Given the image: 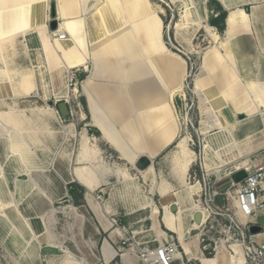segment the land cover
I'll return each mask as SVG.
<instances>
[{
    "label": "rangeland",
    "instance_id": "374dc122",
    "mask_svg": "<svg viewBox=\"0 0 264 264\" xmlns=\"http://www.w3.org/2000/svg\"><path fill=\"white\" fill-rule=\"evenodd\" d=\"M149 2L153 9L161 8L163 11L159 14L162 21L163 41V44L162 42L160 43L159 51L163 52L168 49L186 62V70H182V67L172 59L176 74L181 78H185L184 95L177 93L173 97L172 106L176 122L179 124V132L176 141L160 150L161 153L158 152L159 155L154 160L156 183L160 185L165 183L169 188H172V186L177 187V183L172 180L171 176L174 172V166H176L171 156L176 153L179 140L185 138L187 139L186 147L194 154L191 170H188L186 177L188 184L193 185L198 180V178L193 179V173L199 176L201 174L197 161L198 154H202L204 169L211 171L215 168H207L205 165V153H211L212 151L204 147L207 142L204 141L205 136L202 134L205 128H209L208 119L213 122L210 114L213 112L218 113L219 111V101L217 99L219 94L215 93L217 89L202 69V58L214 43L206 29L200 26L201 24H208L200 20L195 13L196 10L200 13L197 0H149ZM186 8H189L192 13L191 22L183 14ZM247 9L249 10L248 7ZM131 17V13L130 15L128 13L127 19H125L121 10L114 17L108 16L109 20L107 22H109L111 28L114 27V30L118 28L120 18L123 19L122 25L127 32L125 39L128 46H122L118 51L113 47L115 51L111 53V50H104L106 39H102L99 43L100 55L96 54L89 61L86 60V62H80V64L72 66L71 69L77 71L76 86L69 87L68 81L64 94L58 95V98L55 95L44 98L39 96L36 90L30 92L27 96L18 93L14 94L13 92L17 90V76L11 71L12 68H15L14 65V67L11 65L9 68L7 65L6 69L9 76L5 87L0 84V179L4 178L6 180L10 173L9 165L11 161L18 157L28 172L18 173L20 174L18 179L28 181L30 176L35 183V186L31 183L29 184L30 194L28 198L32 195V198H38L37 201L40 199V201H45L44 198L48 195L45 194L44 188L47 187V191L50 190L51 192L53 190L54 192L52 194L54 195L52 220H42L38 223L41 233L45 237L43 249L40 252V257H38L41 264H102V247L103 254H105L107 259L112 258L115 254L114 250L118 254L109 264H121L119 255L130 252L138 256L141 250L154 249L159 244L158 233L153 226V217H149V215L153 209H156L158 211V220L162 219V213L159 214V211L162 212L160 206V203L162 205L161 198L157 192L152 193V174L151 177L149 175L148 178L140 179L137 173L138 170L135 167L137 158L130 152L134 148L144 153L145 151L142 150L145 147H149L146 142L140 146H136L134 143L133 121L136 112L131 88L132 84L134 87L140 86L137 82L142 79H147L151 88H154L159 93L166 91L167 87L154 73L152 67L148 69L144 76L136 72L137 74L131 80L126 78L132 63L139 62V59H136L134 55L139 53L143 57L141 45L134 41L135 37L129 32L127 20L130 21ZM214 33L217 34L215 30ZM50 43H52L51 40ZM132 48H135L134 55H130ZM75 54V61L82 56L77 52ZM16 68L21 70L18 64ZM69 73L70 69H68V76ZM89 76L94 83L92 90L97 92V94H102L103 100L106 99L105 102L99 101L100 98L98 99L95 95H93L95 100L92 102L88 100L84 93L83 85ZM198 80L201 87L200 93L203 89V96L209 99V101H206L207 103L200 101V96L195 89V84ZM92 103L98 109L97 115L101 125L107 128L110 137L118 145L124 147V150L126 149V154H123L125 156L112 147V144L106 141L107 138L104 137L103 133L97 129V127H100H95L93 124ZM110 103L114 109V116L107 111ZM49 107L56 111V116L52 124L45 127L38 121L34 113L37 110L46 111ZM209 109H211L210 113L208 112ZM15 112L21 113L27 118L29 117L26 130L21 133L27 134L31 139L36 140L38 144L40 143V154H34L29 147V143H23L22 137L16 131H12L5 126L4 122L7 120L4 118L6 115ZM84 134L89 140L87 143L90 148L88 149L91 150V153H94L92 150L96 148L99 154H77L82 150L85 151L83 146L85 144ZM9 135L11 139H9L7 147L10 154L2 145L4 143L3 139L9 138ZM1 141L3 142L1 143ZM14 143L20 144L23 147L22 150H17ZM73 148L75 154H67L68 150L72 152ZM16 152L20 156L14 154ZM256 155L259 154H254L253 156L256 157ZM78 157L79 159L77 160ZM82 157L87 160L92 169L99 172L102 180H107L101 190L103 203L106 204V212L109 216V223H106L108 229L105 228V225L101 229V225L99 227V224L93 223L90 220L91 216L89 217V205L91 207V204L88 200H94L98 190L89 192L85 188L78 186L72 175L73 168L81 166L78 162ZM76 161L78 165L75 164ZM84 165L87 166V164ZM26 173H30V175L28 176ZM224 173L225 171L221 172V174ZM202 175L206 182L210 179V183L214 184L218 192H223L230 185V181L214 179L209 175L207 176L205 172ZM23 185L26 186L25 182H23ZM67 185L75 186V195H67V193L62 195L63 188H67ZM31 190L33 191L31 192ZM8 194L11 196L9 199L10 203H3L2 200ZM14 195L15 190L10 189L4 193L0 189V264H18L16 255L14 256L8 250V247L18 254L17 256L21 255L20 241L23 237L19 230L25 231L24 226L17 224L19 226L17 228L5 214L8 210L4 212V209L13 204ZM28 198L25 199L26 202ZM35 207L38 209L39 206ZM11 210H13L14 214L17 211L19 212V209L16 210L15 206L11 207ZM37 213L40 212L37 211ZM120 214L123 216H120ZM127 214H131V217L124 216ZM187 219L185 216L179 218L181 232L186 228ZM258 222L260 224L263 223V219L259 218ZM24 225L33 232L29 221H24ZM159 227L170 235L161 222H159ZM115 229H118L116 235L113 234ZM186 230L187 228L184 232ZM185 239L187 238L185 237ZM195 240V238H190L189 241L186 240L185 242H189L192 246L196 245L195 249L192 250L194 251L193 254H200L202 260L209 261L218 257L219 263L229 264L231 257L235 256V253L229 249L223 250L218 254H214L210 249L205 251L199 245V242ZM106 250L107 252L110 251V254H107ZM179 253L185 261L187 258L185 250L179 248ZM28 257L30 255L26 256V260L30 261L31 258ZM205 261L201 263L191 259L188 264H206ZM21 262L23 261L21 260Z\"/></svg>",
    "mask_w": 264,
    "mask_h": 264
},
{
    "label": "crops",
    "instance_id": "0c3cea01",
    "mask_svg": "<svg viewBox=\"0 0 264 264\" xmlns=\"http://www.w3.org/2000/svg\"><path fill=\"white\" fill-rule=\"evenodd\" d=\"M197 1V5L200 9V13L196 10L197 16L209 26L211 25V27L217 32V35L219 34L217 45L214 43V45L211 46L210 50H208L205 53L206 55L202 58V69L206 72V75L210 78L213 85L217 89L215 93L219 94L217 99L219 101L218 113L219 121L221 123L219 126L217 125V121H215L216 118L212 117L213 122L208 119L210 123L209 128H205V131L202 133L205 136L204 141H206L212 148L211 153H205V165L207 168H212L221 167L224 163H226L225 166H222V171L231 170L228 171V173H226L221 180L230 181V185L228 186L229 188L231 186L230 176L235 172V169L231 168L230 164L235 165L244 159L257 162L264 154V0ZM106 2L107 0H0V44L4 47V50L7 48L3 54L0 52V71L1 69L5 70L7 65L9 68L11 65L16 66L18 64L20 68L31 69L33 71L37 93L39 96L48 98V96H54L55 94H64L66 87H64V85L61 86V84H55L56 77L59 75L57 71L62 70L63 67L54 71L51 70L48 65L47 46L50 45L51 47L50 40L54 41V39L57 38L54 34H51V32L58 30L61 32L59 35H64L67 39L70 38L72 32L76 33L82 31L84 33V37L86 38L87 54L91 56L90 31L94 30V32H101L99 34L98 43H100V41L107 36L106 31H114V27L111 28L109 22H107L109 20L108 16L111 14L113 9L105 11L104 20L107 30L102 29V21L94 16L96 11L100 9L104 10L103 7H105ZM52 4H54L55 7V20L57 21V27L55 30L50 28V23L53 20L51 17ZM142 4H144L145 9L147 8L148 11L154 10L152 9L153 7L148 6V4L145 5L144 1H142ZM187 9L189 8H186V10ZM185 11L183 12L184 16L189 22H191L192 19H188ZM222 12H225L226 14L225 20L219 18ZM21 21L23 23H21ZM60 26H65L66 30H59ZM221 27L223 30L220 33L218 30ZM131 52L132 53H130V55H134L135 48H132ZM134 56L136 59H139V62H142V57L139 53ZM2 58L3 63L1 60ZM178 64L182 67V70H186V66L183 67L181 63ZM179 78L183 81V78L180 76ZM162 80H165L163 83L167 86V78ZM55 89H57L56 93ZM203 92L204 91L202 89L200 93L202 96L204 95ZM222 125L225 127V130L221 129ZM97 129H99L102 133L100 128L97 127ZM108 135L110 136V134ZM3 141L5 144L2 143ZM3 141H1L3 147L6 149L8 154H10L7 147V145H9V140H7L6 137ZM34 141L36 143V148L38 147L40 149V143L37 145L38 142L36 140ZM108 143L110 142L108 141ZM148 144L149 147H145L142 150L145 151L144 153L133 148L130 151L131 154H134L136 158L140 155H146L155 160L159 154H152V146L150 147L149 142ZM39 149L38 151L40 152L41 149ZM125 150L123 153L119 150L118 151L123 155L126 154ZM88 153H85L82 150L77 154ZM67 154H75L74 148L72 152L71 150H68ZM254 154L259 155H256L255 157L253 156ZM171 157L174 164H178L179 166L181 165L182 160H179L180 162L175 160V154ZM78 159L79 157L77 160ZM75 164H77V161ZM84 164H87V166ZM154 164L155 161L153 166H150L146 170L137 171L140 179L143 180L144 177L148 178L149 175L151 177L152 172L149 170L151 167L156 175ZM79 165H84L82 167L85 169V172L95 170L92 169L85 158L83 163ZM191 167L192 165L188 169L189 171L191 170ZM189 171H187V174ZM177 174L176 166H174V172L171 176L172 180H175L177 183V187L172 186V188H169L165 183L161 184V187L169 190L167 193H169L170 199L167 200V204L165 206L160 203L162 212L159 211V214L162 213L163 216L159 222L164 225L165 229L170 234H167L168 236L174 235L180 240L181 236L185 233V229L188 227V223L186 222L187 225L186 228H184V233L181 232L179 218L182 216L188 218L190 212L188 213L187 210L191 207V205H193L194 201L191 202L188 192L181 187V182ZM19 176L20 174L15 175V183L11 186L4 178L0 179V189L2 192L5 193L10 189L13 191L15 190L13 204L4 209V212L5 210H8L5 214H7L10 221L17 228H19L17 224H22L25 230H19L23 237L20 241L21 255L17 256L18 254L14 253L9 247L8 250L13 253L14 256L16 255L18 264H41L38 257H40V252L43 249L42 247L44 246L45 237L44 234L41 233L40 225H38V223L42 220H52V203L54 200V195L52 194H54V192L53 190H51V192L50 190L47 191V187L44 188L45 194L48 195L44 198L47 203L44 200L40 201L41 199L37 201L38 198H32V195L28 198V195L30 194L29 184L31 183L35 186V183L31 180L32 178L30 176L28 181L19 180ZM11 177L12 175L9 173L7 178L10 180ZM23 182H25L26 186L23 185ZM95 182L98 183V181ZM76 183L78 186L85 188L87 191L93 192L79 182L76 181ZM158 185L160 184L158 183ZM74 187L75 186L73 185H67V188H63L64 191L62 192V195H66V193L67 195H75ZM100 187H103L102 183H99L95 190ZM226 190L227 188L223 192ZM32 191L33 190H31V192ZM155 192H157L161 198V193L157 188ZM171 194H174L172 198ZM10 197L11 196L9 194L5 196L2 200L3 203H10ZM26 198H28L27 202L25 200ZM88 202L91 204V207L89 205V211L91 212H89V217L91 216L90 220L93 223H98L99 227L101 225V229L104 225L105 228L108 229V225L106 223H109V216L106 212V204L98 202L96 198L94 200L89 199ZM13 206H15L16 210L19 209V212L15 211L16 213L14 214L13 210H11V207ZM35 206H39L38 209ZM172 208L175 209L173 210ZM36 209L40 213H37V211H35ZM152 213H150L149 217L153 216ZM120 216L123 215L120 214ZM124 216L131 217V214ZM24 221L30 222L33 232L25 227ZM117 230L118 229H115L113 234L116 235ZM190 238L195 237L189 236L186 240L189 241ZM195 246L190 245L189 242L187 243V247L190 248L192 255L194 252L192 250L195 249ZM180 248L185 250L183 244L181 245V241ZM107 254H110V251L107 252ZM28 255H30L28 258H31L32 261L30 259V261L26 260V256ZM117 255L118 254L116 253L114 257L107 259L105 254H103L102 247V264L111 263ZM185 255L188 256L186 250ZM194 255V257L198 255L196 257L198 258L197 261L200 262L202 260L200 254ZM130 257L129 264H142L137 255L130 253ZM119 259V262L124 264L121 258ZM21 260L23 262H21ZM218 261L217 264H222Z\"/></svg>",
    "mask_w": 264,
    "mask_h": 264
},
{
    "label": "bare ground",
    "instance_id": "6f19581e",
    "mask_svg": "<svg viewBox=\"0 0 264 264\" xmlns=\"http://www.w3.org/2000/svg\"><path fill=\"white\" fill-rule=\"evenodd\" d=\"M40 1V0H39ZM142 1L145 2V5L148 4V6L152 7L151 3L149 0H107L105 7H103L104 10H98L94 13V16L100 21H102L101 26H103V30L106 29V23L104 20L105 17V11H108V9H113L111 12V16L114 17L117 13L121 12L124 13L125 19H127L128 13L132 15L131 20H127L129 24V32L131 33L132 36H134V41L136 43H139L141 45V49L143 52V57H142V62H136L132 63V65L129 68V72L126 76V78H133L137 74L136 72L140 73L141 75L148 72V69L151 67L154 70V73L162 80L167 78L168 85L165 86L167 87V90L162 91L161 93L157 92L154 90V88H151L149 85L147 79H142L138 80L137 83L140 84L137 85L136 87L133 86L132 84V95L134 96V103H135V118H134V143L136 146H140L144 142L150 143V147L152 146V154H158L160 150H162L165 146H169V144L173 143L177 137H178V132H179V124L176 122V116L173 110L172 102H173V97L177 93H182L183 94V86H184V79L183 81L179 78V76L176 74V71L174 70V66L172 65V59H175L178 63H181L183 67L186 66L185 61L178 56L177 54H174L170 50L166 49V51H159L160 49V43L162 41V21L159 17V13H162V9H154L152 11H148L147 8L145 9L144 4H142ZM102 4V3H101ZM99 4V5H101ZM191 4V3H190ZM26 6V5H25ZM107 9V10H106ZM153 9V8H152ZM128 10V11H127ZM130 11V12H129ZM148 11V12H147ZM91 12V11H90ZM92 13V12H91ZM196 13V12H195ZM14 14V13H13ZM185 14L187 15L188 19H192V13L190 9H187L185 11ZM197 14V13H196ZM90 15V14H89ZM15 17V16H14ZM15 19V18H14ZM201 20V19H200ZM198 21V19H197ZM19 22V21H18ZM196 22V21H195ZM199 22V21H198ZM21 23H23L21 21ZM123 19L120 18V24L118 25V28L114 31L108 30L106 31V44L104 46V50H111L110 52L113 53L116 48V51L120 49L122 46H128V43L126 42V35L127 32L123 28ZM198 24V23H197ZM18 26V25H17ZM203 28L206 29L207 33L209 34L210 38L212 39L213 43H216L219 40V36L214 33V29L209 26V25H204L201 24ZM64 27V28H63ZM65 29V26H60L59 30L63 31ZM66 30V29H65ZM53 32V31H52ZM72 32L70 35V38H65V39H60L59 36L55 35L57 38L54 39L50 45H48V64L49 68L51 70H58L59 68L63 67L62 70L57 71L59 75L56 77V85H60L64 87L67 86L68 82V69L71 70L72 66L76 64H80V62H86L89 61L91 58L90 57H95L96 54L100 55V44L98 43L99 39V34L101 32H94L90 31V43H91V56L87 54L86 51V41L84 37V33L81 31L79 32ZM67 37V36H66ZM11 38V37H9ZM8 38V39H9ZM13 39V38H12ZM9 41V40H8ZM96 46V47H95ZM7 48L4 50V47L0 44V52L3 54L4 51H6ZM16 52V51H14ZM81 54V58L76 59L75 57L76 54L74 53ZM90 52V51H89ZM88 52V53H89ZM99 53V54H98ZM14 55V54H13ZM74 55V56H73ZM206 55V54H205ZM3 57V56H2ZM3 63V58L1 59ZM9 60V59H8ZM60 66V67H59ZM73 70V69H72ZM12 73H14L17 76V90L14 91L13 93H18L20 95L27 96L30 92L33 90H36L37 93V87H36V82L34 78V73L31 69H23L18 70L15 66V68H12ZM7 69L0 71V84L1 86L5 87L6 80L8 75ZM127 80V79H126ZM165 82V80H162V83ZM93 82L89 78L86 79L83 85V90L85 95L87 96L88 100L92 102L95 100L93 98V95L97 96L98 99L102 98V100L99 99V101L105 102L103 100L102 94H97V92H94L93 89ZM161 84V83H160ZM164 84V83H163ZM195 89L197 90V93L200 96V101L202 103H207L206 101H209V99L205 96H202L200 94V85H199V80L195 84ZM7 86V85H6ZM95 88V87H94ZM163 89V88H162ZM97 90V89H96ZM57 92V89H55V93ZM66 93V92H65ZM58 95L55 94V97ZM108 97V96H107ZM58 98V97H57ZM96 98V97H95ZM211 99V98H210ZM97 102V101H96ZM107 102V101H106ZM112 103V102H111ZM107 107L109 114L113 115V106L111 105ZM101 104V103H100ZM99 104V105H100ZM100 108V106H99ZM97 107L95 106L94 103H92V115H93V124L95 126H99L100 129L102 130V133L104 137L107 138V140L112 144V146L116 149H118L121 153L124 152V148L120 147L114 139H112L108 134L107 129L105 126L101 125L98 115H97ZM208 112H211V109L208 110ZM208 113V114H209ZM23 114V113H22ZM35 116L37 117L38 121L42 123V125H45V127H48L52 122L54 121V118L56 116V111L49 107L46 111L45 110H37L35 113ZM213 118H216L215 121H217V125H221L219 121V113H211ZM110 116V115H109ZM108 116V117H109ZM114 116V115H113ZM119 116V115H118ZM29 118V117H28ZM27 117L24 115H21V113L15 112L11 113L9 115H6L4 119V123L6 124L5 126L9 127L10 130L16 131L21 137L23 143H29L30 144V149L34 152V154H40L38 151V147L36 148V143L34 139H31L27 134H22L21 132L26 130V127L28 125L27 122ZM116 118V117H115ZM111 119V116H110ZM44 127V128H45ZM221 129L225 130V127L222 125ZM228 130V128H227ZM85 136V144L84 146V152L91 153V150L88 149L89 144L87 143L89 140L87 136ZM11 139L10 135L7 140ZM17 141V140H15ZM186 141L187 139L183 138L182 140H179L178 145H177V151L175 153V160L180 162L179 160H182L181 165L179 166L178 164L176 165V172L178 173L177 176L180 179L181 182V187L186 190L189 194V198H191V202L194 201V194L200 192L201 190V185L198 182H195V184L190 185L187 182V171L191 165V163L194 161L193 153L186 147ZM11 142V141H10ZM14 142V141H13ZM34 142V143H33ZM11 145V143H10ZM15 147L17 150H22V146L20 144L14 143ZM38 145V143H37ZM12 146V145H11ZM147 146V145H146ZM13 147V146H12ZM205 148L208 150H211V146L206 143L204 145ZM40 150V149H39ZM212 151V150H211ZM92 152L98 154V150L94 148ZM88 153V154H89ZM5 154V153H3ZM18 154L19 153H14ZM84 156V155H83ZM125 156V155H123ZM87 157V156H86ZM16 160V161H15ZM14 161H11V164L9 165V170L12 175L11 179L9 180L6 178L7 182L11 186L14 184L15 180V175L18 173L22 172H27V169L23 166L22 162L18 157L15 158ZM84 161V157L79 160V164H82ZM250 160L244 159L241 160V162H238L237 164L231 165V168L238 169L241 168V166H244L249 162ZM14 162V163H13ZM17 162V164H16ZM226 163H224L222 166H225ZM179 166V167H177ZM215 167L212 169L214 172L219 173L220 179L223 178L226 173H228L229 170H226L224 174H221L222 168L223 167ZM150 172L153 174V188L152 193L155 192L156 188L160 191L161 193V202L162 205L167 204V200L170 199L169 193H167L169 190L167 188L161 187L162 185H158L156 183L157 179L155 177V174L153 172L152 167L149 169ZM206 170V169H204ZM208 171V170H206ZM104 172V171H103ZM223 172V171H222ZM28 173V172H27ZM26 173V174H27ZM15 174V175H14ZM32 174V173H31ZM28 176L30 175L27 174ZM72 175L74 176L75 180L85 186L86 188L90 189L91 191H94L96 186L99 183L106 184L107 180H102L99 176V172L96 170H91L90 172H85V169L81 166L76 167L75 169L72 170ZM71 176V175H70ZM95 181H98L95 182ZM96 183V185H95ZM66 188V187H65ZM174 196V194H171V198ZM188 206V205H187ZM197 208V204L193 203L191 207L187 210L189 215H188V227L187 230L189 231L192 229L193 226L189 225L190 221V216L191 212ZM182 212V211H179ZM184 212V211H183ZM153 226L154 229L158 233V239L161 243L165 242L166 240V233L160 229L159 227V220H158V211L153 209ZM171 215V214H170ZM186 230V231H187ZM187 231V233H188ZM177 234V233H176ZM185 235H182L180 238L181 245L185 247L186 253L188 254L187 258L189 260L191 259H196L198 258L194 257L195 255L191 253L190 248L187 247V243L183 239ZM234 251H235V256H232L231 259L229 260V264H246L245 259L243 257V254L239 248L236 246H233ZM112 249V247H111ZM113 250V249H112ZM115 254L112 256L114 257L116 255V251L114 250ZM121 260L124 262V264H129L130 261V253L126 252L120 255ZM205 260H201L200 262L203 263ZM218 257L211 259L209 261H205L206 264H217Z\"/></svg>",
    "mask_w": 264,
    "mask_h": 264
},
{
    "label": "built area",
    "instance_id": "2783aa9c",
    "mask_svg": "<svg viewBox=\"0 0 264 264\" xmlns=\"http://www.w3.org/2000/svg\"><path fill=\"white\" fill-rule=\"evenodd\" d=\"M60 33L58 30L51 32L65 38ZM68 79L69 87L76 86L77 71L71 70ZM197 161L202 181L196 173H193V179L198 178L196 182L202 188L194 194L197 208L192 211L189 221L193 230L186 231L183 239L192 235L205 251L210 249L214 254L227 249L235 253L233 246H236L246 264H264V154L257 162L250 160L235 169V172L244 170L246 177L239 183L231 180V186L223 193L216 191L210 179L206 182L202 175L205 172L207 176L220 179L219 173L204 170L202 154H198ZM97 190L95 198L103 202L101 187ZM259 218L263 223L258 222ZM179 248V238L166 233L165 242L159 241L154 249L141 250L138 257L142 264H188L190 260L184 261Z\"/></svg>",
    "mask_w": 264,
    "mask_h": 264
},
{
    "label": "water",
    "instance_id": "95a60500",
    "mask_svg": "<svg viewBox=\"0 0 264 264\" xmlns=\"http://www.w3.org/2000/svg\"><path fill=\"white\" fill-rule=\"evenodd\" d=\"M51 17H52V22L50 23V28L52 30H55L57 27V21L55 20V7L54 4L51 5ZM154 160L151 159L150 157L146 156V155H140L136 162H135V167L138 171H144L147 168H149L150 166H153ZM246 177V173L244 170H239L237 172H235L232 176H231V180L234 183H239L241 182L244 178ZM173 210L175 208H172Z\"/></svg>",
    "mask_w": 264,
    "mask_h": 264
},
{
    "label": "trees",
    "instance_id": "16d2710c",
    "mask_svg": "<svg viewBox=\"0 0 264 264\" xmlns=\"http://www.w3.org/2000/svg\"><path fill=\"white\" fill-rule=\"evenodd\" d=\"M225 15H226L225 12H222L219 18L222 20H225ZM222 30H223V28L221 27V28H219L218 31L221 33Z\"/></svg>",
    "mask_w": 264,
    "mask_h": 264
},
{
    "label": "flooded vegetation",
    "instance_id": "af4514ba",
    "mask_svg": "<svg viewBox=\"0 0 264 264\" xmlns=\"http://www.w3.org/2000/svg\"><path fill=\"white\" fill-rule=\"evenodd\" d=\"M222 172V171H221Z\"/></svg>",
    "mask_w": 264,
    "mask_h": 264
}]
</instances>
